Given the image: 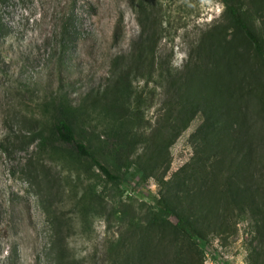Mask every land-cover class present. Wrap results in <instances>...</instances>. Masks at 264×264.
Masks as SVG:
<instances>
[{"label": "trees", "instance_id": "16d2710c", "mask_svg": "<svg viewBox=\"0 0 264 264\" xmlns=\"http://www.w3.org/2000/svg\"><path fill=\"white\" fill-rule=\"evenodd\" d=\"M219 1L223 22L209 32L208 43L201 37L190 45L183 68L176 69L158 53L162 30L155 3L133 0L141 31L128 53L112 60L109 82L78 102L63 91L49 96L41 104L45 120L29 121L32 135L18 137L38 139L39 151L73 169L77 181L86 179L78 195L71 192L83 219L101 216L108 226L110 214L118 221L128 214L120 207L103 212L101 178L119 184L133 167L140 180L155 176L163 183L159 195H150L143 225L135 217L117 223L102 264H201L208 235L227 232L233 215L249 219L256 243L251 264H264V15L260 32L251 18V12L264 10V0ZM137 79L144 85L136 86ZM156 79L162 88L160 112L150 124L143 112L153 104V91L144 87ZM196 115L201 121L191 138L197 141L198 168L205 171L202 187L191 190L185 167L172 175L174 182L163 178L168 148ZM139 145L142 152L132 160ZM53 198L44 201L54 222L53 264H82L68 249L70 223ZM138 231L148 233L146 242L131 248Z\"/></svg>", "mask_w": 264, "mask_h": 264}, {"label": "rangeland", "instance_id": "374dc122", "mask_svg": "<svg viewBox=\"0 0 264 264\" xmlns=\"http://www.w3.org/2000/svg\"><path fill=\"white\" fill-rule=\"evenodd\" d=\"M132 2L0 0V264H53L54 222L44 202L51 194L52 204L70 223L68 249L82 264H102L103 253L116 237L117 223L126 225L128 217H135L143 225L151 207L150 195L164 190L155 176L140 180L130 167L119 184L99 180L105 197L103 212L120 207L128 213L122 221L111 214L108 226L101 216L83 219L72 206L71 192L78 195L86 179L77 181L73 169L39 151L38 139L18 138L32 135L34 126L29 121L45 120L41 104L49 96L63 91L78 102L109 82L112 60L128 53L141 31ZM150 2L155 3V21L162 30L158 53L176 69L183 68L190 45L201 37L208 43L209 32L223 22L219 0ZM263 15L264 10L251 12L259 32ZM134 84L143 86L144 82L137 79ZM144 90L153 91V104L143 116L155 124L162 88L156 79ZM200 121L196 115L168 148L169 168L163 181L174 182L172 175L185 167V175L191 173L189 183H194L191 190L202 187L205 170L198 168L197 141L191 138ZM141 152L139 145L132 160ZM171 190L182 199L175 185ZM142 234L138 231L139 238L130 240L131 248L139 249L146 242L148 233ZM252 234L246 215L231 216L227 232L208 235L201 264H251L256 246Z\"/></svg>", "mask_w": 264, "mask_h": 264}]
</instances>
